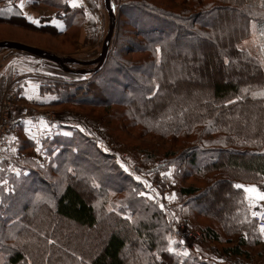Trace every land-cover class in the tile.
<instances>
[{
	"label": "trees",
	"instance_id": "obj_1",
	"mask_svg": "<svg viewBox=\"0 0 264 264\" xmlns=\"http://www.w3.org/2000/svg\"><path fill=\"white\" fill-rule=\"evenodd\" d=\"M115 8L122 27L95 77L81 84L44 80L40 95H54L58 104L123 109L112 118L121 124L118 132L129 140L135 134L137 143L166 142L164 156L176 176L202 184L179 187L190 209L183 216L176 208L178 214L206 241L222 242L217 229L236 237L225 252L243 256L262 235L244 187L264 183V64L244 43L254 24L258 32L264 28V3L115 0ZM82 11H70L65 33ZM0 23L65 34L28 23L15 6L0 8ZM23 138L19 154L0 161V264H211L184 252L169 215L88 136L58 134L53 146L61 149L49 150L47 168L24 152L34 144ZM158 190L166 192V184ZM66 223L73 228L66 231ZM106 226L96 242L75 240L76 228L101 236Z\"/></svg>",
	"mask_w": 264,
	"mask_h": 264
},
{
	"label": "rangeland",
	"instance_id": "obj_2",
	"mask_svg": "<svg viewBox=\"0 0 264 264\" xmlns=\"http://www.w3.org/2000/svg\"><path fill=\"white\" fill-rule=\"evenodd\" d=\"M60 1L65 2L67 0ZM80 2L81 6L76 10L82 9L83 11L74 26L64 35L34 32L18 24L0 23V42H16L48 51L66 60V66L71 70L85 72L73 74L64 71L53 62L41 61L40 58L36 59L37 57L27 53L10 49L0 50V161L8 153L13 156L19 154L21 145L23 146V142H25L24 136L34 144V148L27 147L24 152L29 154L35 164L47 168L52 158L48 152L57 148L53 146V141L58 134H65V136L70 137L74 136V132H81L88 136L104 153L111 156L112 161L116 162L126 174L140 184L143 188L144 197L157 202L160 208L163 205L161 209L169 215L177 232L180 247L184 249L185 253L196 254L200 260L205 262L210 260L207 262H211V264H264V235H261L260 241L256 243L249 241V244L243 248L246 252L243 256H232L225 252V249L234 248L238 244L236 237L231 239L222 229H217L222 242L220 244L209 242L203 238L200 229L183 221L176 208H181L183 216H185L188 215L190 207L186 206L188 199L178 195L179 187L193 184L202 186V184L195 177L181 179L176 176V168L170 166L164 156V152L169 149L165 145L166 142L158 138L143 137L140 139L143 143L141 144L136 142L135 134H132L130 141L125 135L127 132H118L121 124L113 121L112 118L114 115L120 116L123 109L112 111L103 107L71 102L58 104L54 95H40V84L44 80L52 82L58 79L59 81L81 84L90 78H94L95 74L103 67L99 68V60L110 25L104 0H79L78 4ZM5 3L4 0H0V6ZM111 4L116 18L120 17L118 12L120 8L118 10L115 8V0H111ZM32 7L53 14L62 12L61 9L58 11L61 5L52 6L48 0ZM78 22L82 23L81 28ZM117 27H122L120 22L118 25V20ZM123 28L125 27L123 26ZM130 30H132L131 27ZM128 38L131 40L134 37ZM259 39H261L260 45H262L264 34H260L258 42ZM116 40L115 38L110 49L115 47ZM197 43L198 41H195V45H198ZM253 43L255 42L252 41L251 44ZM215 45L219 46V42ZM10 51L13 53L11 54ZM116 88L118 87L116 86ZM202 92L204 94L205 90ZM60 126L70 128L72 131L61 130ZM66 139L69 140V138ZM57 149L60 150L61 147ZM96 155L94 154L93 161H96L94 159ZM100 166L103 168L104 164L101 163ZM88 169L91 170L89 166ZM103 171L107 172L108 168H104ZM135 177L141 179L138 181ZM45 178L50 180L47 176ZM162 184H166L167 191L164 193L158 190ZM54 191L58 192L56 188ZM173 194L175 195L173 196ZM25 199L28 204H34L30 196ZM249 207L251 216L252 206L249 205ZM20 209L19 207L18 211ZM210 223V221H204V225ZM64 227L66 231L73 228L70 223H66ZM108 230L109 226H106L104 231L99 232L100 236L76 228L74 232L78 233L75 240L77 243L81 241L84 243L96 242L98 237L102 239L103 234L109 232ZM190 234L196 238L189 237ZM229 240L230 242L227 243ZM74 246L76 247V245ZM180 254L183 253L180 252Z\"/></svg>",
	"mask_w": 264,
	"mask_h": 264
},
{
	"label": "crops",
	"instance_id": "obj_3",
	"mask_svg": "<svg viewBox=\"0 0 264 264\" xmlns=\"http://www.w3.org/2000/svg\"><path fill=\"white\" fill-rule=\"evenodd\" d=\"M43 1H47V0H4V2H6V3L3 6H0V8H7V7L15 6L20 10V12L23 14V17L27 20L28 23L35 25L37 27H48V28H51L52 30H54L58 34H64L67 30V26L65 23L67 15L70 14V11L76 10V8L81 6V2L78 4L79 0H67L68 2L67 1L61 2L60 0H48L49 4H51L52 6L61 5V7L58 9V11L61 9L62 12L59 11V13L57 12L58 14L57 13L53 14L52 12H47L45 10L35 9L32 7V6H38ZM255 1H258L259 3H264V0H255ZM21 4H23V7H21ZM66 9H67V11H66ZM42 12H44L45 14L44 13L41 14ZM28 17H32L34 20L39 21V23H33L32 20L28 19ZM253 28H254L253 34H252L250 39L245 41L244 47L251 50L254 54H257L261 58V60L264 64V43L262 45H260L261 39H259V42H258V38L260 37V34H264V28H261V31L259 29L260 32H258V30H257L258 29L257 25L254 24ZM251 40L254 41L255 43L251 44V42H252ZM10 53L12 54L13 51H10ZM15 56H17V55H15ZM36 59H38V57ZM40 60L47 62V63L49 62V61L41 59V58H40ZM55 76H56V74H55ZM263 184L264 183H262L260 185L246 186V187H244V190L246 188H250L252 186H255V188L259 191V187ZM246 194L248 196V200H250L251 198H257L256 193H249L246 191Z\"/></svg>",
	"mask_w": 264,
	"mask_h": 264
},
{
	"label": "water",
	"instance_id": "obj_4",
	"mask_svg": "<svg viewBox=\"0 0 264 264\" xmlns=\"http://www.w3.org/2000/svg\"><path fill=\"white\" fill-rule=\"evenodd\" d=\"M104 6L105 9L109 15V19H110V25H109V29L106 35V38L104 40V44H103V48H102V55L101 58L99 60V68H101L107 58L112 40H113V36L116 30V23H117V18L116 15L113 11V7L111 4V0H104ZM1 49H10V50H16L19 52H23V53H27L30 55H33L35 57L53 62L55 64H57L58 66L61 67V69H63L64 71L70 72V73H85L84 71H77V70H71L70 68H68L66 66V60L59 58L58 56H56L53 53H50L48 51L42 50V49H38V48H34L28 45H24V44H20V43H16V42H10V41H3L0 42V50Z\"/></svg>",
	"mask_w": 264,
	"mask_h": 264
},
{
	"label": "built area",
	"instance_id": "obj_5",
	"mask_svg": "<svg viewBox=\"0 0 264 264\" xmlns=\"http://www.w3.org/2000/svg\"><path fill=\"white\" fill-rule=\"evenodd\" d=\"M259 192L260 193H264V184L261 185L259 187ZM249 204L250 206H252V209H251V216L252 218L256 221L257 225H258V229L260 230L261 228V225H264V200H260L257 198H251L249 200ZM253 212H256L258 213V215L256 216H253ZM261 232V230H260ZM189 237H193V238H196V236H193V235H189Z\"/></svg>",
	"mask_w": 264,
	"mask_h": 264
},
{
	"label": "snow or ice",
	"instance_id": "obj_6",
	"mask_svg": "<svg viewBox=\"0 0 264 264\" xmlns=\"http://www.w3.org/2000/svg\"><path fill=\"white\" fill-rule=\"evenodd\" d=\"M74 6H75V5H74ZM21 7H23V4H21ZM28 19H29V20H32L33 23H39V21L34 20L32 17H28ZM262 95H264V93H262ZM29 98H31V97H29ZM230 102H231V101H230ZM77 127H79V125H77ZM81 131H84V129H81ZM37 151H39V149H37ZM125 171H127V169H125ZM162 175H164V174L162 173ZM168 175H171V173H168ZM135 179L139 181L141 178H140V177H135ZM235 187L240 188V187H244V186H243V185H235ZM245 190H246L247 192H249V193H256L258 199H260V200H264V193H260V192L255 188V186H252V187H250V188H246ZM141 195H144V193H141ZM174 195H175V194H173V196H174ZM161 208H163V205H161ZM252 214H253V216L258 215V213H256V212H253ZM262 215H264V214H262ZM260 230H261L262 235H264V225H261ZM169 251H172V249L170 248Z\"/></svg>",
	"mask_w": 264,
	"mask_h": 264
}]
</instances>
